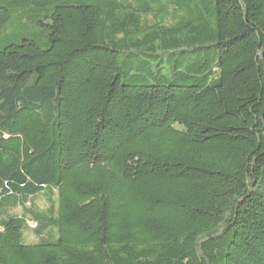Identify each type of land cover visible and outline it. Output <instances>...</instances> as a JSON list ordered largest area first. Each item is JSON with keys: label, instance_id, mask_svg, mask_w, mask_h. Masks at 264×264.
Returning <instances> with one entry per match:
<instances>
[{"label": "trees", "instance_id": "trees-1", "mask_svg": "<svg viewBox=\"0 0 264 264\" xmlns=\"http://www.w3.org/2000/svg\"><path fill=\"white\" fill-rule=\"evenodd\" d=\"M0 264H264V0H0Z\"/></svg>", "mask_w": 264, "mask_h": 264}, {"label": "rangeland", "instance_id": "rangeland-1", "mask_svg": "<svg viewBox=\"0 0 264 264\" xmlns=\"http://www.w3.org/2000/svg\"><path fill=\"white\" fill-rule=\"evenodd\" d=\"M47 207V197L44 193H40L29 199L24 206H17L16 208L9 209L8 212L25 217L27 219L28 230L24 233V239L26 242H34L37 237L34 234L33 230L36 227V224L30 219L31 214L29 210H44Z\"/></svg>", "mask_w": 264, "mask_h": 264}]
</instances>
